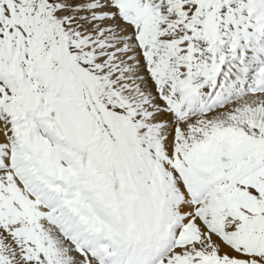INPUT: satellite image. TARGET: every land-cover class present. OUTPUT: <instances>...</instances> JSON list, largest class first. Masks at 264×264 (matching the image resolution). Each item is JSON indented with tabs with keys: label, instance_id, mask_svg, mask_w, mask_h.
Wrapping results in <instances>:
<instances>
[{
	"label": "snow or ice",
	"instance_id": "6c2138e0",
	"mask_svg": "<svg viewBox=\"0 0 264 264\" xmlns=\"http://www.w3.org/2000/svg\"><path fill=\"white\" fill-rule=\"evenodd\" d=\"M0 264H264V0H0Z\"/></svg>",
	"mask_w": 264,
	"mask_h": 264
}]
</instances>
